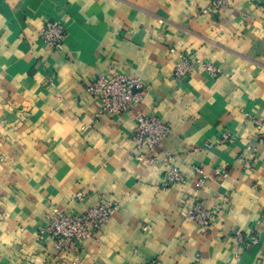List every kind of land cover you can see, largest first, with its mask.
Masks as SVG:
<instances>
[{
    "label": "crops",
    "instance_id": "crops-1",
    "mask_svg": "<svg viewBox=\"0 0 264 264\" xmlns=\"http://www.w3.org/2000/svg\"><path fill=\"white\" fill-rule=\"evenodd\" d=\"M212 1L0 0V264H264V0ZM47 20L68 30L57 49L39 38ZM183 56L220 73L175 78ZM110 66L171 127L156 163L135 160L133 114L87 92ZM171 166L185 184H167ZM80 192L119 208L98 240L58 252L39 231L83 209ZM196 199L224 206L206 235L185 218Z\"/></svg>",
    "mask_w": 264,
    "mask_h": 264
},
{
    "label": "built area",
    "instance_id": "built-area-1",
    "mask_svg": "<svg viewBox=\"0 0 264 264\" xmlns=\"http://www.w3.org/2000/svg\"><path fill=\"white\" fill-rule=\"evenodd\" d=\"M229 4L230 0H213L211 9H220ZM67 31L63 22L47 20L39 31V38L50 48L57 49L65 42ZM199 67L211 76L220 73V70L210 62L192 60L183 56L174 71V76L175 78L191 77ZM87 92L99 104L102 113L112 116L133 114L135 127L130 139L140 152L135 160L141 165L156 163L158 160L154 157V152L168 138L171 127L156 113L141 110L145 101L144 85L110 66L106 73L91 79ZM251 119L260 129L262 123L255 118L251 117ZM221 139L224 142H229L232 141L233 136L230 132L225 131L221 134ZM242 161L245 162L243 159ZM245 164L250 167L248 162ZM195 171L201 173L199 167H196ZM217 175L222 178L228 177L227 172L220 170H217ZM166 180L169 186L186 183L185 176L174 166H171L167 171ZM204 184V180L198 181L199 188H202ZM75 200L82 203L84 208L77 212L54 211L47 216L45 225L39 231V239L44 240L46 236L49 237L58 252H64L73 245L81 244L87 240H98L105 226L119 208L118 202L106 198L90 204L92 196L85 192L77 194ZM223 208L224 206L220 204L213 208H207L204 202L196 199L188 207L185 218L193 222L201 234L206 235ZM234 235L245 246H261L263 244L257 234L245 235L236 232ZM149 264H160V262L152 260Z\"/></svg>",
    "mask_w": 264,
    "mask_h": 264
}]
</instances>
